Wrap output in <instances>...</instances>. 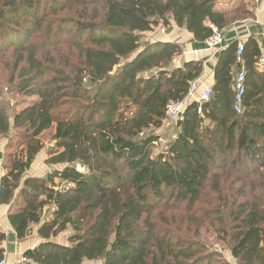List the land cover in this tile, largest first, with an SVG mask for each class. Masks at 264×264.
<instances>
[{
  "label": "trees",
  "instance_id": "trees-1",
  "mask_svg": "<svg viewBox=\"0 0 264 264\" xmlns=\"http://www.w3.org/2000/svg\"><path fill=\"white\" fill-rule=\"evenodd\" d=\"M222 1L0 0L5 88L38 98L12 110L0 85V204L20 240L39 225L28 264H230L202 246L205 223L237 264H264V35L246 39L240 55L238 40L219 51L202 114L187 102L176 138L152 156L168 103L184 101L204 70V60L177 64L184 46L157 30L173 21L203 43L211 24L223 31L254 18L246 4L220 10ZM63 47L78 60L57 59ZM43 150L53 170L28 174ZM69 228L68 243L56 242ZM6 239L0 231V261Z\"/></svg>",
  "mask_w": 264,
  "mask_h": 264
},
{
  "label": "crops",
  "instance_id": "crops-1",
  "mask_svg": "<svg viewBox=\"0 0 264 264\" xmlns=\"http://www.w3.org/2000/svg\"><path fill=\"white\" fill-rule=\"evenodd\" d=\"M240 4L248 5L253 10L254 18L245 21L239 26H231L223 29V44H229L235 40L245 41L251 36L261 41L264 35V0H223L219 4V9L222 11H230ZM164 29V33H161L159 29L157 30L156 38L163 41H175L184 46V53L177 59V64H180L183 60H204V70L202 76L198 79V88L186 100L196 101L206 88H213L214 67L221 49L208 48L205 42L200 43L196 41L190 32L184 27H178L173 21L170 25L164 27ZM4 154V149L0 150V178L4 173ZM36 167L37 164L33 163L28 174L45 176L50 171V169L44 170V168L36 171L34 170ZM38 227L39 225H34L31 234L20 240L8 221V206L0 204V231L7 235V239L3 243L7 264H14L16 259L23 256L27 250L35 248L42 242V238L37 233Z\"/></svg>",
  "mask_w": 264,
  "mask_h": 264
},
{
  "label": "rangeland",
  "instance_id": "rangeland-1",
  "mask_svg": "<svg viewBox=\"0 0 264 264\" xmlns=\"http://www.w3.org/2000/svg\"><path fill=\"white\" fill-rule=\"evenodd\" d=\"M159 33V32H158ZM155 34V32H154ZM55 57L57 59H62L63 61L66 60V58H71L72 60H78V57L75 54L70 53V50H68V48L63 47L60 48L58 50H56L54 52ZM8 70L5 68V66L3 65V63L0 62V85L3 86L5 88V86H7V80H8ZM7 88H5L6 90ZM2 98L6 101L8 107H12V110H21L22 108H24L25 106L29 105L31 102H33L32 100H37L38 98L35 97H25L22 95H18L17 93L14 92H8L7 90L4 91ZM187 102H190V100L185 101L183 103V107L185 108L187 106ZM53 133V128L49 129L47 131H45L42 135V141L45 144V147H48L49 145L51 146L53 144V142L51 141V135ZM155 134L157 136L160 137H164L166 139V143L162 144L160 142V140L155 141L152 147V156L155 157L158 154H165L164 150H166V148L168 147L169 143L176 138L177 135V129H176V124L173 122L170 123H166L165 125L162 126L160 129H158ZM5 140L0 138V150L5 148ZM158 142V143H156ZM18 147L14 146V148L12 147L10 150L11 152H14L15 150L17 151ZM8 151V150H7ZM46 151L43 150L41 153L38 154V156L35 159L34 164H37V167L34 169L36 171L41 170V168L44 170L45 169H50L53 170L52 166H49L47 164L44 163V160L46 159ZM40 168H39V166ZM39 168V169H38ZM38 169V170H37ZM82 171H86V168H82ZM58 180H54L52 182V184H57ZM214 196L213 198L211 197V195L204 196V199H206L207 201H203L199 206L202 207L204 210L206 208L211 207L212 205L210 203H212L214 201ZM212 199V202L210 201V199ZM209 206V207H208ZM53 209H48L47 207L44 210V218L43 220L47 219H51L52 218V213H53ZM203 210V211H204ZM34 228H32L33 230ZM200 242L202 243V246H204L205 248H207L209 251H215L217 252V254H219L221 256V259H223L224 261H228L230 264H237L236 260L232 257L231 252L229 247L227 246L226 242L224 240L221 239V235L220 233H218V231L216 230V226L215 225H211L210 223H205L203 227H201L200 229ZM72 233L71 228H69L67 231H64L63 233H61L57 239L56 242L58 243H62V244H67L68 243V237L69 235ZM83 264H103L101 260H96V261H85Z\"/></svg>",
  "mask_w": 264,
  "mask_h": 264
},
{
  "label": "built area",
  "instance_id": "built-area-1",
  "mask_svg": "<svg viewBox=\"0 0 264 264\" xmlns=\"http://www.w3.org/2000/svg\"><path fill=\"white\" fill-rule=\"evenodd\" d=\"M210 27L212 28V35L205 41V44L208 48H212V49H222L224 47L227 46V44H223V31L218 28L215 25H210ZM161 33L165 32L164 28L160 29ZM243 42L241 41L238 45V55L241 54V52L243 51ZM259 66L261 68L264 67V55L260 58L259 60ZM245 80H246V73L244 71V69H239V71L236 74V78H235V91H236V98H235V104H234V109L237 112L241 111V106L243 104V97H244V93H245ZM198 88V80L192 82L191 84V88H190V92L187 96V98L184 101H171L168 103L167 108H166V118L164 121V125L165 122L166 123H170L173 122L176 125L178 124V122L182 121L184 119V110L185 108L183 107V103L192 95L194 94V91L197 90ZM212 94V88H206L205 91L203 92V94L200 96V98H198L196 101L199 102V106H198V113L202 114V103L204 101L209 100L210 96ZM160 142L163 144L166 143V139L164 137H160L159 138ZM158 143V142H156ZM80 169V167H78ZM31 262V259L25 256H21L19 258L16 259V261L14 262V264H28ZM0 264H7V260L4 257L1 261Z\"/></svg>",
  "mask_w": 264,
  "mask_h": 264
}]
</instances>
